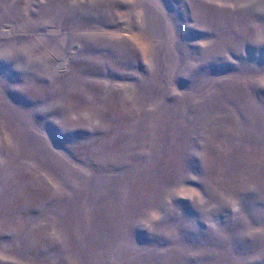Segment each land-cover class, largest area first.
I'll use <instances>...</instances> for the list:
<instances>
[{
	"label": "rangeland",
	"instance_id": "obj_1",
	"mask_svg": "<svg viewBox=\"0 0 264 264\" xmlns=\"http://www.w3.org/2000/svg\"><path fill=\"white\" fill-rule=\"evenodd\" d=\"M0 264H264V0H0Z\"/></svg>",
	"mask_w": 264,
	"mask_h": 264
}]
</instances>
